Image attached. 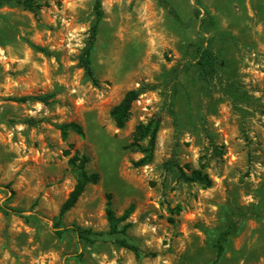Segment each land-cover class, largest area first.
<instances>
[{
	"label": "rangeland",
	"instance_id": "rangeland-1",
	"mask_svg": "<svg viewBox=\"0 0 264 264\" xmlns=\"http://www.w3.org/2000/svg\"><path fill=\"white\" fill-rule=\"evenodd\" d=\"M32 1L35 11L0 5V264H211L232 207L247 215L217 264H264V0H102L94 83L78 65L93 0ZM208 42L222 60L210 84L195 65ZM161 82L168 94H141L117 129L109 110L128 90ZM153 118L152 162L135 167L142 155L124 147ZM69 123L84 136L63 138L58 126ZM74 154L99 181L59 218ZM178 168L210 186L183 182ZM107 195L118 217L133 205L127 238L139 259L106 234ZM72 227L104 234L89 245Z\"/></svg>",
	"mask_w": 264,
	"mask_h": 264
},
{
	"label": "trees",
	"instance_id": "trees-1",
	"mask_svg": "<svg viewBox=\"0 0 264 264\" xmlns=\"http://www.w3.org/2000/svg\"><path fill=\"white\" fill-rule=\"evenodd\" d=\"M0 5L17 6L24 10L35 11L37 6L32 0H0ZM93 15L94 22L90 28L89 40L87 41L84 49L79 56V67L83 70L85 76L95 82L91 64V52L93 50L94 42L98 33L99 24L104 17L102 9V0H93ZM222 60L211 48L210 43L201 45L196 50L195 65L197 66V77L200 81L210 84L214 81L218 74L219 66ZM179 74L174 77L177 79ZM171 84L168 82H161L158 84H143L136 89L128 90L122 99L109 110V117L117 129H123L129 119L132 103L138 97L147 92L153 91L158 88H163L167 94ZM50 95L39 96L34 98L36 101L46 103ZM29 98H13L15 102H25ZM168 112L172 119L174 127H176V118L173 103L169 100L167 102ZM160 119L153 118L146 123H139L135 126L131 134L130 142L124 149L140 153L142 156L137 161L133 162L135 167H142L152 162L154 149L156 145L157 134L160 128ZM63 138H66L67 130H71L79 135L81 138L84 136L81 126L76 123H69L58 126ZM89 158L85 155L74 154L69 158L68 163L72 173L75 175L76 182L69 193L68 197L62 203L59 209V218L68 212L81 197L88 185H94L99 181L97 173H89L86 170V165ZM170 167H177L173 158L168 161ZM178 177L183 182L187 183H203L205 187L210 186V180L207 175L202 174L200 171L194 170L189 175L178 168ZM13 212H16L12 210ZM133 212V205H129L122 213L121 216H116L112 205L111 196L107 195V202L105 207V218L108 224L107 235L114 237L115 243L122 248L131 251L136 259H139L141 252L139 248L127 238V230L130 224L127 222L129 216ZM17 213V212H16ZM247 214L239 211L237 208H230L229 217L225 228H223L214 240L215 259L211 264H217L225 251V243L228 241L229 236L236 230L238 224ZM59 223H55V227H59ZM71 230L77 235L78 238L86 241L89 245L93 243V237L103 235L104 232L94 233L90 229H81L79 227H72ZM65 229H58L57 234H61Z\"/></svg>",
	"mask_w": 264,
	"mask_h": 264
}]
</instances>
